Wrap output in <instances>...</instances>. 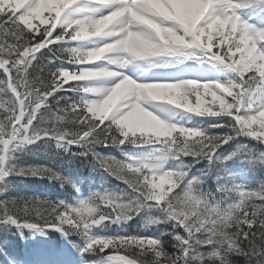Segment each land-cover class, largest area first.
Returning <instances> with one entry per match:
<instances>
[{
  "label": "snow or ice",
  "instance_id": "snow-or-ice-1",
  "mask_svg": "<svg viewBox=\"0 0 264 264\" xmlns=\"http://www.w3.org/2000/svg\"><path fill=\"white\" fill-rule=\"evenodd\" d=\"M47 2L64 6L45 8L47 16L41 12L35 17L39 23H34L33 17L45 0H0V71L5 74L0 80V183L9 176H25V171L67 183L47 168L10 165L11 153L17 149L53 139L69 146H91L89 151L100 167L122 182L125 195L130 193L132 198L124 202L123 197L96 192L76 206L33 198L0 201V224L58 231L66 239L80 234L87 241L81 256H97L98 264H116L115 258H120L121 264H225L218 235L223 236L225 249L234 246L225 253L243 255L248 264H264V184L256 190L239 185L219 187L218 195L209 197L201 193L202 177L190 178L191 165L184 163L191 159L212 164L218 160V150L238 136L264 143V132L259 131L264 128V29L248 25L240 15L243 9L264 5V0ZM80 26L98 28V32L90 39H71ZM96 38H107V42L91 50L72 46ZM69 50L95 58L90 63H74ZM162 57L223 65L235 79L228 86L195 80L137 83L123 74L125 67L137 61L154 62ZM57 60L73 66L68 72L87 70L97 75L90 80L64 79L61 73L65 70L56 67ZM97 61L99 70H88ZM5 89L11 99L2 95ZM69 91L83 95L79 101H71L63 95ZM170 99L171 106L184 113L228 117L230 123L208 129L170 127L173 124L146 110L149 101L169 105ZM60 100L68 101L67 106L58 107L53 119L42 120V114ZM93 104L98 108L95 114L90 107ZM217 105L220 112L212 110ZM65 120L71 128L58 131L57 123ZM214 129L225 131L218 134ZM142 131L152 135L133 143ZM125 144L151 146L155 163L131 158L121 163L93 150ZM243 152L241 147L220 162ZM170 162H178L175 170L168 169ZM124 171L129 175H123ZM231 193L238 199L231 201ZM94 202L99 207L96 214ZM125 207L127 214L122 216ZM146 207L158 208L184 235L173 232L172 243H167L149 237L91 234L101 225L126 223ZM232 210L238 219L225 223ZM209 246L212 252L200 251ZM169 247L173 251L169 252ZM106 249L111 253L105 254Z\"/></svg>",
  "mask_w": 264,
  "mask_h": 264
},
{
  "label": "clouds",
  "instance_id": "clouds-1",
  "mask_svg": "<svg viewBox=\"0 0 264 264\" xmlns=\"http://www.w3.org/2000/svg\"><path fill=\"white\" fill-rule=\"evenodd\" d=\"M64 5L63 4H60V5H56V4H49L47 2V0H45V3L41 6L40 10L36 12L35 16L33 17V20L32 22L34 23H39V21H37L35 19L36 16H40L41 15V12H44V9L45 8H62ZM44 15L47 16V12H44ZM218 27V25H217ZM98 32V28H94V27H91V26H80L79 27V30L74 33V35L71 37V39H76V40H85V39H90L92 38L94 35H96ZM101 53H103V50H100ZM68 56L69 58L72 60V62L74 63H78V64H83V63H90L94 58L95 56L93 54H88V55H85V54H80V53H75L74 51L72 50H69L68 51ZM97 75V73H93V72H89L87 70H81L78 74L75 73V72H68L67 70H65L64 72L61 73V76L64 78V79H68L69 77L71 78H75V79H78V80H90V79H93L95 78V76ZM110 95V94H109ZM143 96V94H141ZM105 99H107V97H105ZM145 100H147V97H144ZM172 100L170 99L168 104L169 105H172ZM181 103H183V101H181ZM90 107H92L93 109V114L96 113V111L98 110L97 106L96 105H90ZM206 107H209V106H206ZM213 111L215 112H220V108L219 106H215L213 109ZM54 113L51 114V119L54 118ZM42 120L44 121H48L50 120L49 119V113H43L42 114ZM69 125L68 121L65 120L63 122H59L57 123V129L58 131H63L64 129L67 128V126ZM154 127H157L154 125ZM170 127H175V125H171ZM253 131H256L257 129L254 127L252 129ZM245 131H247V129H245ZM259 131L261 132H264V128H260ZM152 135V132L150 131H142L139 135L135 136L134 139H133V143L137 142V141H145L148 137H150ZM23 143V142H21ZM129 168H131L132 166L129 165L128 166ZM23 168V167H22ZM25 176H28L30 175V173H28L27 171H25L24 173ZM123 175H129V173L127 171H124L123 172ZM92 209H93V212L94 214L98 213L99 212V207L98 205L95 204V202L92 204ZM127 214V208H122V216L126 215ZM102 219V217H101ZM232 220L233 222H235L237 219H238V215L236 214V211L235 210H232V212L225 218V223H227L228 220ZM157 220L158 222L156 223H151L149 224L148 222L144 225V227L147 225L148 227L150 226H156V225H159L161 223H167V218L166 217H163V218H160V219H155ZM102 226V225H101ZM217 241L220 243L221 245V249L223 251H228L230 249H232L234 246L232 244H229L228 245V248L225 249L224 248V238L223 236H217ZM115 262L116 264H121V259L120 258H115ZM247 264H248V261H247Z\"/></svg>",
  "mask_w": 264,
  "mask_h": 264
},
{
  "label": "trees",
  "instance_id": "trees-1",
  "mask_svg": "<svg viewBox=\"0 0 264 264\" xmlns=\"http://www.w3.org/2000/svg\"><path fill=\"white\" fill-rule=\"evenodd\" d=\"M55 107H61V103L59 102V105H56V104L51 105L50 109L55 108ZM49 119H51V115H49ZM67 128H71V126L68 125ZM52 140L53 139L37 141V143H39L40 146L35 147V148H31L30 151H32L33 153H36L39 156H49V157H53V158L54 157H63V158H65V159H63L64 162H66L65 160L67 159V160H71L73 162H78L81 165H84L86 163V159H84L83 157L90 156L92 154V152L89 151V148L91 146L83 147V148H74V145H72L74 149L67 151V153H65V155L63 154V152L60 151L61 148H56L57 151H54L53 153L45 152L44 147L51 149V141ZM96 149H98V148L95 147L93 150L96 151ZM188 161H191V160L190 159L185 160L184 163L187 164ZM168 251L171 252V251H173V249H171L169 247ZM200 251L202 253H207L205 251V248H201ZM222 253L225 254V252L223 250H222ZM223 259L225 260V264H247V258L245 256L237 255V254L230 253V252L226 253V258H223Z\"/></svg>",
  "mask_w": 264,
  "mask_h": 264
},
{
  "label": "bare ground",
  "instance_id": "bare-ground-1",
  "mask_svg": "<svg viewBox=\"0 0 264 264\" xmlns=\"http://www.w3.org/2000/svg\"><path fill=\"white\" fill-rule=\"evenodd\" d=\"M5 264V263H4Z\"/></svg>",
  "mask_w": 264,
  "mask_h": 264
}]
</instances>
